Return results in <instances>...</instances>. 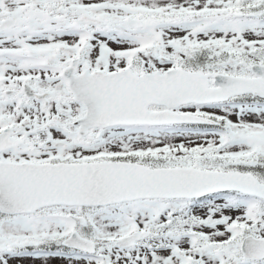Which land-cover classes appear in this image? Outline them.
Masks as SVG:
<instances>
[{
    "label": "snow or ice",
    "instance_id": "obj_1",
    "mask_svg": "<svg viewBox=\"0 0 264 264\" xmlns=\"http://www.w3.org/2000/svg\"><path fill=\"white\" fill-rule=\"evenodd\" d=\"M0 264H264V0H0Z\"/></svg>",
    "mask_w": 264,
    "mask_h": 264
}]
</instances>
